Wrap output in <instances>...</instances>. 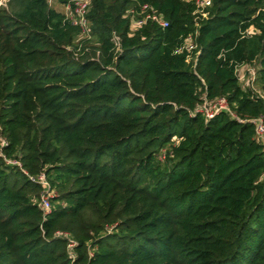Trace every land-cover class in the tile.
Instances as JSON below:
<instances>
[{"label": "trees", "instance_id": "obj_1", "mask_svg": "<svg viewBox=\"0 0 264 264\" xmlns=\"http://www.w3.org/2000/svg\"><path fill=\"white\" fill-rule=\"evenodd\" d=\"M20 1L0 9V151L21 164L0 155V264H264V100L233 73L253 64L264 95V0L198 21L192 0H90L89 39ZM139 3L167 25L131 26ZM189 35L192 62L174 52ZM203 94L245 121L190 115ZM22 169L44 172L47 213Z\"/></svg>", "mask_w": 264, "mask_h": 264}, {"label": "built area", "instance_id": "obj_2", "mask_svg": "<svg viewBox=\"0 0 264 264\" xmlns=\"http://www.w3.org/2000/svg\"><path fill=\"white\" fill-rule=\"evenodd\" d=\"M192 1L194 4V10L192 12L194 21L206 18L209 13L208 7L211 6L212 0ZM89 4L90 0H70L64 5L63 11L64 18L72 25L78 26L80 29L79 36L82 38L84 37L85 39L90 38V29L86 18ZM126 15L130 19L131 26L134 27L142 26L148 21L155 22L161 27H165L167 25V21L156 10V8L148 3H139L138 6L129 8L126 10ZM112 40L116 46L119 44L118 37L116 35H113ZM195 48L196 44L194 43L192 36L189 35L185 38L182 45L176 48L174 52L179 53L182 50H185L187 52L186 61L192 62L195 60V56L198 54L197 50L193 52ZM233 73L242 89L250 90L255 97L262 98L264 100V95L257 83V69L253 64L236 63L233 65ZM201 100V103L197 104L191 111H189L190 115L200 114L205 120H208L219 113H226L231 118H234L239 122L245 121V119H241L236 114L235 110L231 108L227 99L223 96L208 99L205 94H203L201 96ZM249 121L254 125L255 138L262 144V149L264 150V114L253 117L249 119ZM0 145H6V141L4 139H0ZM0 155L3 156L1 151ZM4 160L7 164L17 165L18 167L21 166L20 162L16 159H7L4 157ZM21 171L25 175H28L24 169ZM28 178L42 186L39 196V206L44 213H47L51 208L50 198L54 195V191L50 189L49 182L44 172L41 171L37 175L33 176L28 175ZM63 235L67 236L66 234ZM73 245V240L68 238V247L71 249Z\"/></svg>", "mask_w": 264, "mask_h": 264}, {"label": "rangeland", "instance_id": "obj_3", "mask_svg": "<svg viewBox=\"0 0 264 264\" xmlns=\"http://www.w3.org/2000/svg\"><path fill=\"white\" fill-rule=\"evenodd\" d=\"M48 1L55 9L60 11H64V5L67 3L66 2L65 4H60L59 0H48ZM21 8H22V2L20 0H0V9H3L6 12L20 10Z\"/></svg>", "mask_w": 264, "mask_h": 264}]
</instances>
